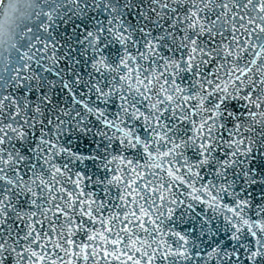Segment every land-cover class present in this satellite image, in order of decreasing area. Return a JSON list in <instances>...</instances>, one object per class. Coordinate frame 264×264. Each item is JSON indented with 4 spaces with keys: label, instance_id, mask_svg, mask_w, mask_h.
Returning <instances> with one entry per match:
<instances>
[{
    "label": "snow or ice",
    "instance_id": "1",
    "mask_svg": "<svg viewBox=\"0 0 264 264\" xmlns=\"http://www.w3.org/2000/svg\"><path fill=\"white\" fill-rule=\"evenodd\" d=\"M0 264H264V0H0Z\"/></svg>",
    "mask_w": 264,
    "mask_h": 264
}]
</instances>
